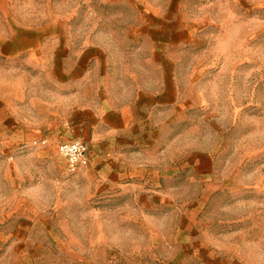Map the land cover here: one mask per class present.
Returning a JSON list of instances; mask_svg holds the SVG:
<instances>
[{"label": "rangeland", "instance_id": "rangeland-1", "mask_svg": "<svg viewBox=\"0 0 264 264\" xmlns=\"http://www.w3.org/2000/svg\"><path fill=\"white\" fill-rule=\"evenodd\" d=\"M90 35L124 47L159 41L177 60L178 111L163 114L159 130L162 142L178 138L177 160H142L147 142L135 138L102 153L120 160L111 172L103 162L70 175L59 146H27V98L52 91L26 79L40 72L27 63L30 47L60 40L65 58ZM10 40L0 48V264H206L160 255L191 248L192 234L240 236L230 241L247 254L240 263L264 264V0H0V43ZM45 48L44 58L55 56ZM191 155L195 164L209 155L212 175L194 183L195 197L201 185L213 191L193 231ZM169 168L176 176L161 177ZM158 185L175 187L172 208L157 201Z\"/></svg>", "mask_w": 264, "mask_h": 264}, {"label": "crops", "instance_id": "crops-1", "mask_svg": "<svg viewBox=\"0 0 264 264\" xmlns=\"http://www.w3.org/2000/svg\"><path fill=\"white\" fill-rule=\"evenodd\" d=\"M99 37L104 40H99ZM99 37L90 35L83 43L75 42L74 52L71 48H66L69 49V55L65 58L59 55L60 40L30 47L27 63L40 72L36 77L34 73H25L26 79L50 81L49 88L52 91L46 97L44 88L37 83L42 95L37 93L27 98V111L32 115L26 125V129L31 130L27 146L36 140H47L49 146L79 140L89 147L90 165L97 168L105 162L103 170L108 173L113 169L110 166L120 160L113 157L114 162L109 163L104 161L102 153H117V148L122 149V145L132 143L135 138H142L147 142L148 149L139 156L142 160L161 162L165 157L177 160L180 154L177 148L178 138L169 137L162 142L159 133L163 114L176 113L179 107L177 75L171 69L172 65L177 64V60L172 59L170 52L169 56L166 55L167 51H163L162 42L159 41L142 43L132 40L124 47L113 40V35ZM50 43L55 46L56 54L54 57L44 58L45 47ZM12 45L13 40L1 42L0 48H11ZM83 114L93 118V122L83 121ZM146 133L147 136L150 135L149 140H146ZM93 152L97 158L92 155ZM63 160L66 164V160ZM190 160V168L186 169L185 209L193 231L195 224H201L195 221V217L198 219L208 207L213 191L201 185V191H196V197L194 194L195 182L201 184L212 178L205 168L210 162V156L196 157V164L192 155ZM117 170L115 167L114 173ZM144 171L137 172L136 175L140 176ZM175 172L176 169L169 168L161 172L160 176L175 177ZM131 189L141 190L135 186ZM175 191V187L171 185L157 186L154 193L163 209L173 207L175 203L172 195ZM199 194H202V200L199 199ZM221 236L213 239L203 234L196 243L193 234L190 238L187 235L186 242L190 241L191 248H171L160 255L206 257V264H241L239 258L247 254L230 242L240 236Z\"/></svg>", "mask_w": 264, "mask_h": 264}, {"label": "built area", "instance_id": "built-area-1", "mask_svg": "<svg viewBox=\"0 0 264 264\" xmlns=\"http://www.w3.org/2000/svg\"><path fill=\"white\" fill-rule=\"evenodd\" d=\"M47 141H34L29 146L44 147ZM61 156L66 160L67 172L74 175L79 171L86 169L90 165L89 147L82 141L76 140L70 143H63L59 146Z\"/></svg>", "mask_w": 264, "mask_h": 264}]
</instances>
